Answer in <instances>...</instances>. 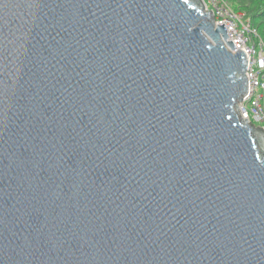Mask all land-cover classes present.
<instances>
[{
	"label": "water",
	"instance_id": "obj_1",
	"mask_svg": "<svg viewBox=\"0 0 264 264\" xmlns=\"http://www.w3.org/2000/svg\"><path fill=\"white\" fill-rule=\"evenodd\" d=\"M228 38L204 0H0V264H264Z\"/></svg>",
	"mask_w": 264,
	"mask_h": 264
},
{
	"label": "built area",
	"instance_id": "obj_2",
	"mask_svg": "<svg viewBox=\"0 0 264 264\" xmlns=\"http://www.w3.org/2000/svg\"><path fill=\"white\" fill-rule=\"evenodd\" d=\"M206 11L213 10L216 25L225 24L229 41L246 56V76L250 91L239 103L243 118L264 127V40L246 19L244 12L232 8L229 0H204Z\"/></svg>",
	"mask_w": 264,
	"mask_h": 264
},
{
	"label": "trees",
	"instance_id": "obj_3",
	"mask_svg": "<svg viewBox=\"0 0 264 264\" xmlns=\"http://www.w3.org/2000/svg\"><path fill=\"white\" fill-rule=\"evenodd\" d=\"M232 8L244 12L246 19L264 40V0H229Z\"/></svg>",
	"mask_w": 264,
	"mask_h": 264
},
{
	"label": "snow or ice",
	"instance_id": "obj_4",
	"mask_svg": "<svg viewBox=\"0 0 264 264\" xmlns=\"http://www.w3.org/2000/svg\"><path fill=\"white\" fill-rule=\"evenodd\" d=\"M185 2H187V0H185Z\"/></svg>",
	"mask_w": 264,
	"mask_h": 264
},
{
	"label": "bare ground",
	"instance_id": "obj_5",
	"mask_svg": "<svg viewBox=\"0 0 264 264\" xmlns=\"http://www.w3.org/2000/svg\"><path fill=\"white\" fill-rule=\"evenodd\" d=\"M228 41H229V39H228Z\"/></svg>",
	"mask_w": 264,
	"mask_h": 264
}]
</instances>
